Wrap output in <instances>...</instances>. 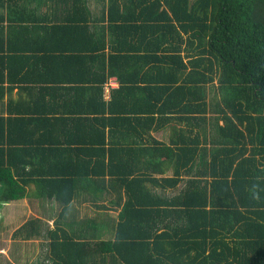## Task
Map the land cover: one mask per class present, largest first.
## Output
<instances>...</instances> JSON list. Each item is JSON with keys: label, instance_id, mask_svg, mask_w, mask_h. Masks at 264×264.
Listing matches in <instances>:
<instances>
[{"label": "trees", "instance_id": "obj_1", "mask_svg": "<svg viewBox=\"0 0 264 264\" xmlns=\"http://www.w3.org/2000/svg\"><path fill=\"white\" fill-rule=\"evenodd\" d=\"M31 1L0 0V73L31 59L61 96L0 115V204L125 195L112 240L50 230L53 264H264V0H103L98 29L88 0ZM38 121L45 139L11 140Z\"/></svg>", "mask_w": 264, "mask_h": 264}, {"label": "crops", "instance_id": "obj_2", "mask_svg": "<svg viewBox=\"0 0 264 264\" xmlns=\"http://www.w3.org/2000/svg\"><path fill=\"white\" fill-rule=\"evenodd\" d=\"M88 1L94 17L93 28H101L105 24L102 17L106 2ZM31 2L32 6L37 7L38 14L46 12L44 1ZM9 33L7 31L5 43L0 40V46L6 48L9 45ZM23 41L17 39L16 42L24 45ZM8 61L10 65L7 62L3 73H0V115L16 118L29 115L36 119L56 113L55 107L59 106L61 95L58 90L50 89L48 92L45 89L52 85V81H49L52 79L50 73L38 65L31 69L29 64L35 63L28 58L19 61L18 57H13L8 58ZM111 84L118 85L115 79H112ZM62 108L70 107L65 105ZM43 122L51 127L45 120ZM13 130L10 137L13 142L23 143L25 136L30 140L37 138L38 141L45 139L46 135L45 128L39 121L23 127L22 123L17 122ZM44 143L49 145L47 140ZM28 191L25 198L0 204V264H53L48 232L56 226H61L79 240L96 242L115 238L125 195L120 201L115 192L103 185H80L76 188L72 201L65 205L55 197L40 195V187L36 184L29 186ZM30 220L34 221L26 225ZM109 254L105 251L98 252L93 255V259L104 264L101 257Z\"/></svg>", "mask_w": 264, "mask_h": 264}, {"label": "rangeland", "instance_id": "obj_3", "mask_svg": "<svg viewBox=\"0 0 264 264\" xmlns=\"http://www.w3.org/2000/svg\"><path fill=\"white\" fill-rule=\"evenodd\" d=\"M213 97H214V91H213V88L212 87H209V98H210V101H211V104L212 105H214L213 104ZM212 115H214V114H212ZM158 136L159 137H162V138H165V139H168L167 138V134L166 133H160V134H158ZM2 223V222H1Z\"/></svg>", "mask_w": 264, "mask_h": 264}]
</instances>
